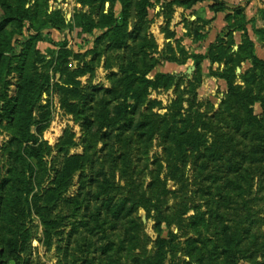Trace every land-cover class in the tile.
<instances>
[{
  "label": "rangeland",
  "instance_id": "374dc122",
  "mask_svg": "<svg viewBox=\"0 0 264 264\" xmlns=\"http://www.w3.org/2000/svg\"><path fill=\"white\" fill-rule=\"evenodd\" d=\"M9 3L23 16L24 10H28L29 20L23 22L22 29L18 27V21L7 28L8 32L16 33L12 68L5 77L9 83L8 99L13 101L17 97L24 74H34L30 68L24 72V38H33L34 47L51 61L47 68L36 70L40 86L32 103L35 121L31 132L40 141L37 145L25 146L32 162V154L40 143L51 149L44 157L45 170L37 171L33 176L35 192L50 186L53 168L61 157L58 145L66 132L74 135L75 142L69 154H83L87 150L90 158L84 170L76 173L66 194V197L82 195L85 203L78 217L66 223L49 247L39 219L32 214L29 221L32 238L27 250L9 264H136L154 259L159 241L164 242V264H264V66L254 68L251 61L252 55L264 61V10L259 13V22L255 18L248 19L245 14L253 48L243 32L240 43L234 37L232 44L229 36H224L223 52L234 60L228 67H225L226 59L216 61L213 70H210L208 59L199 66L192 59L188 60L183 69L169 73L176 78L167 86L149 89L140 113L128 114L125 121L115 126L106 127L109 118H116V106L123 100L105 96L106 101H110L106 107L97 101L89 103L94 122L92 131L99 134L93 146L87 148L90 143L85 131L61 107L54 86L61 80L57 56L64 43L74 53L84 55L85 62L95 58V40L102 32L84 33L74 26L73 17L84 11L96 17L97 11L83 8L77 0H9ZM156 6L160 8L155 9ZM120 8L117 5L115 10L119 12ZM6 10L0 1V21ZM161 10L160 4L152 7L148 20H152L150 32L156 36L159 51H165L166 43L159 33L152 32L159 22L161 28L165 26L166 16H158ZM188 23L189 20L185 23V37L192 33ZM133 25L131 21L129 32ZM29 26L33 30L28 31ZM5 40L6 37L0 36V49ZM216 41L212 45H217ZM170 45L169 55L180 54V48L193 54L182 43L170 42ZM98 50L104 51V46ZM219 50L215 48L213 52L217 54ZM6 55L10 53L6 52ZM123 56V48L104 51L93 64L94 74L79 78L82 85L90 89L94 86L112 89V74L119 73L118 65ZM143 57L135 55L145 68ZM106 63L110 68L105 66ZM83 64L82 61L71 62L73 68ZM190 67L195 69L188 74ZM227 69L234 70V87L243 93L240 100L229 97L228 82L217 75ZM160 70L165 71L163 67ZM155 73L147 77L152 79ZM253 74L255 80H252ZM97 97L101 98L102 93ZM179 97L185 102L177 109L172 102ZM150 102H156L151 112L160 117L169 119L177 111L178 115L168 132L157 133L152 141L143 142L136 122L141 113L148 110ZM3 104L0 100V109ZM13 110V107L8 109V117H0L2 176L8 169L5 148L14 135ZM203 124L209 129L203 130ZM194 127L206 135V143L199 151L188 150L178 159L176 148L187 146L182 143ZM105 132L108 136L103 137ZM169 149L175 154L173 162L167 159ZM157 171L162 185L152 190V176ZM109 196L114 199L113 204L133 200L141 202L148 210L138 208L131 216L118 212V207L106 210L103 201ZM99 209L100 218L91 217ZM84 223L91 232L84 228ZM3 236L0 229V252ZM228 239L234 247V252L229 255L225 254Z\"/></svg>",
  "mask_w": 264,
  "mask_h": 264
},
{
  "label": "trees",
  "instance_id": "16d2710c",
  "mask_svg": "<svg viewBox=\"0 0 264 264\" xmlns=\"http://www.w3.org/2000/svg\"><path fill=\"white\" fill-rule=\"evenodd\" d=\"M7 8L5 16L0 21V36L6 37L5 43L0 49V100L4 101L3 107L0 109V117H8V109L13 110L12 125L14 135L8 142L5 148L7 152V173L2 176L0 170V229L3 231V243L0 259V264H9L12 260H17L23 252L27 250L28 244L32 238V231L29 227V221L34 214L40 221L43 227L44 240L47 246H51L53 237L68 223L71 219L77 218L79 213L84 208V199L81 194L74 197H66L70 188L73 185L76 173L87 166L89 161L88 151L83 154L70 155L69 150L75 146L74 135L66 132L58 145V153L61 156L56 166H54V177L48 188L40 192H35L33 176L37 171L45 170L44 157L46 153L51 152L50 147L45 143H40L37 151L32 154V162L26 154V145H37L39 138L31 132V126L34 124V115L32 103L34 96L40 86L37 78V69L47 68L51 61L41 54L34 47V39L24 38L25 55H24V72L26 68L33 71V76L24 74V78L19 85L17 97L12 101L8 99L6 89L9 83L5 77L8 76L12 68L11 55L15 50L16 42L13 38L15 32H8L7 28L11 23L19 22L18 27L22 29L23 22L29 20V11L24 10L23 13L19 9L14 8L9 0H0ZM22 2L23 0H16ZM25 1V0H24ZM83 8H95L97 11L96 17L86 11L78 12L74 15V26L81 28L84 33L95 34L101 31V35L96 38L95 43L97 51L95 58L90 62H85V56L76 54L68 49L64 43L58 53L57 63L58 72L60 74V82H56L54 88L59 95L61 107L76 121L86 133L88 143L87 148H91L95 143L98 132H93V120L90 114L92 106L89 103L97 101L100 104H108L105 96H113L114 100H123L116 106V118H109L106 127L115 126L121 121H125L128 114L140 113L141 107L146 102L150 88H158L162 85L167 86L169 82L176 77L173 74L165 73L162 70L163 62H172L179 65L187 64L188 60L192 59L197 66L204 60L211 62L210 70H213V64L218 60L226 59L225 67H228L234 60L228 53L223 52L222 46L225 43L224 36H229L230 42L234 44V33L243 32L244 38L248 40L251 48L254 43L250 41L247 34L246 19L244 8H230L224 1L213 0L209 9L214 13L227 12V26L222 31V34L217 38V45H210L206 54H188L185 48H180V54L172 53L169 55L167 50L171 49L170 42L166 43L165 51H159V46L154 35L150 32L152 20H148L150 9L157 4L161 5V12L158 16H166L165 26L161 28L162 33L168 40L177 39L176 33L170 29L174 14V6L192 9L199 3L208 0H77ZM107 4L109 5L107 7ZM119 5L120 11L117 12L115 7ZM229 11V12H228ZM170 13V15H169ZM264 13V11H263ZM53 15V13H52ZM50 15V16H52ZM51 18V17H50ZM133 22V29L129 32V23ZM187 23V21H186ZM188 25L192 28V33L187 37H193V41L197 42L204 38L200 32L201 27L189 22ZM148 26V27H147ZM193 26V27H192ZM25 27V25H24ZM28 31L33 30L32 26L27 27ZM129 41L131 43H129ZM104 46V51L123 48L125 56L121 58L118 68L119 73L112 74L114 79L112 89H103L99 87L87 88L84 87L79 80L80 77L94 74V62L102 56L104 51H99L98 48ZM215 48H219L216 54L213 52ZM10 53L9 56L6 55ZM135 55L144 56L141 59L145 63V68L140 64V61L135 58ZM234 55H237L236 53ZM73 60L82 61L83 66L73 68L71 62ZM252 64L254 68L264 66V61L252 55ZM105 64L107 68L110 66ZM199 69V67H198ZM156 72L154 78L150 79L147 76ZM220 78L228 82V95L236 100L241 99V95L237 88L234 87V70H225L224 73L217 74ZM116 77V78H115ZM256 79L253 74L252 80ZM194 88V87H193ZM102 93V97L97 96ZM243 97V95H242ZM131 101V102H130ZM185 102L183 97H179L172 102L173 107H181ZM150 106L145 113H141V118L136 122V129L139 133V138L143 142L152 141L157 133L168 132L170 127L176 123L178 111L170 115L169 119L160 117L151 112L156 102H150ZM106 107V106H105ZM3 111V112H2ZM46 120L48 113H46ZM190 123V122H188ZM187 123V124H188ZM105 127V126H104ZM206 124L202 125V129H207ZM200 128L194 127L192 132L187 137V140L182 144L187 146H177L179 157L188 150L197 152L206 143V135L201 133ZM209 129V128H208ZM104 136H108L105 132ZM185 147V148H184ZM174 153L168 150V161H175ZM162 185L160 172L157 171L152 176L150 188L158 189ZM113 198L108 197L103 201V206L106 210L112 207H118V212H123V215L131 216L138 208H146L141 202L136 203L133 200H126L125 204H113ZM131 202V206H126ZM88 208V206H86ZM115 210V209H114ZM116 212V210H115ZM121 214V215H122ZM119 215V216H121ZM91 217L100 218V209L97 214ZM89 226L84 223V228ZM91 232V228H88ZM93 231V230H92ZM157 250L154 254V259L136 264H164V242H157ZM227 249L225 254L234 252V247L231 242H226ZM110 251V250H109ZM106 253H108L106 251ZM236 264V263H235Z\"/></svg>",
  "mask_w": 264,
  "mask_h": 264
},
{
  "label": "crops",
  "instance_id": "0c3cea01",
  "mask_svg": "<svg viewBox=\"0 0 264 264\" xmlns=\"http://www.w3.org/2000/svg\"><path fill=\"white\" fill-rule=\"evenodd\" d=\"M224 1L230 8L242 7L244 13L248 19L258 21L259 13L264 10V0H220ZM213 3V0L204 1L194 6L192 9H185L183 7L174 6V14L171 22L170 29L177 35V39L180 40L187 50L193 51L194 54H204L207 47L214 43L215 40L222 34V31L227 26L226 20L227 12L214 13L209 9V6ZM160 8L156 6L155 9ZM162 9V8H161ZM229 12V11H228ZM193 23L194 25L201 27V33L204 38L200 41L193 42V37H185L186 21ZM256 21V22H257ZM259 22V21H258ZM193 27V26H192ZM155 29L152 32L159 33L161 40L165 43L176 42L174 39H166L161 31V23L154 25ZM156 37V36H155ZM234 37L237 43L241 41V32L234 33ZM164 43V44H165ZM194 45L192 47L191 45ZM162 67L165 73L178 72L184 68V65H179L172 62H163ZM180 69V70H179Z\"/></svg>",
  "mask_w": 264,
  "mask_h": 264
},
{
  "label": "water",
  "instance_id": "95a60500",
  "mask_svg": "<svg viewBox=\"0 0 264 264\" xmlns=\"http://www.w3.org/2000/svg\"><path fill=\"white\" fill-rule=\"evenodd\" d=\"M194 69H195L194 67L188 68V70H187L188 74H190L192 72V70H194Z\"/></svg>",
  "mask_w": 264,
  "mask_h": 264
}]
</instances>
